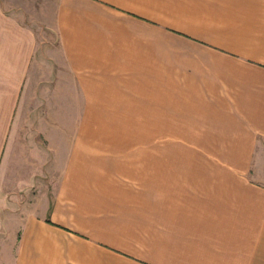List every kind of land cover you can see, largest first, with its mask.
I'll return each mask as SVG.
<instances>
[{
    "label": "crops",
    "instance_id": "crops-1",
    "mask_svg": "<svg viewBox=\"0 0 264 264\" xmlns=\"http://www.w3.org/2000/svg\"><path fill=\"white\" fill-rule=\"evenodd\" d=\"M209 1L3 5L0 264H264V0Z\"/></svg>",
    "mask_w": 264,
    "mask_h": 264
},
{
    "label": "rangeland",
    "instance_id": "rangeland-1",
    "mask_svg": "<svg viewBox=\"0 0 264 264\" xmlns=\"http://www.w3.org/2000/svg\"><path fill=\"white\" fill-rule=\"evenodd\" d=\"M206 1V0H203ZM208 4H209V0ZM55 4V0H0V10L3 12V5L4 6H10L12 8L18 7L16 9H20L24 11V15H22V18H24V21L28 24L35 25L37 26L38 24L42 27L44 24H47L50 19L52 18V10L53 6ZM209 7V6H208ZM204 9L205 7L197 8L195 14H186L185 16H181V13H179V17L181 20L184 21L183 25L188 26L189 29H193L196 32H199L200 35L202 36H207V30H208V23L204 18H207L208 13L206 10H201ZM201 13V14H200ZM207 14V15H206ZM202 15V18L200 19V16ZM170 16V14H169ZM204 17V18H203ZM183 37L177 35L176 32H170L168 33V40H169V53L170 51L171 54H174L175 47L170 46V45H175L176 40H179ZM74 113V112H73ZM117 130V128H114ZM123 129V128H122ZM128 129V128H127ZM180 128L176 127H152L151 128V134L153 136H160L161 134H166L170 137L172 134H174L176 131H178ZM183 129V128H181ZM185 129V128H184ZM129 130H135L137 133L141 134L144 131L143 127H134V128H129ZM172 138V137H171ZM174 139V138H172ZM172 139L168 140V143H164V148L167 149L169 152L171 150L175 149H181L183 148L181 146V143H176L174 141H171ZM152 150L153 151H159L161 149V143L158 142H153L151 144ZM191 162V160H190ZM111 262V261H110ZM123 264H125L123 262Z\"/></svg>",
    "mask_w": 264,
    "mask_h": 264
}]
</instances>
